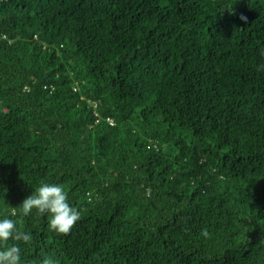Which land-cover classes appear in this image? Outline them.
<instances>
[{
  "label": "trees",
  "instance_id": "trees-1",
  "mask_svg": "<svg viewBox=\"0 0 264 264\" xmlns=\"http://www.w3.org/2000/svg\"><path fill=\"white\" fill-rule=\"evenodd\" d=\"M5 217L22 264H264V0H0Z\"/></svg>",
  "mask_w": 264,
  "mask_h": 264
},
{
  "label": "clouds",
  "instance_id": "clouds-1",
  "mask_svg": "<svg viewBox=\"0 0 264 264\" xmlns=\"http://www.w3.org/2000/svg\"><path fill=\"white\" fill-rule=\"evenodd\" d=\"M24 215H31L34 211L49 217V227L58 234H69L82 218V210L70 203L69 195L62 184L42 182L19 206ZM201 235L208 236L207 230ZM32 240L31 233H20L17 223L10 217L0 218V242L9 240ZM0 264H22L21 249L13 244L0 249ZM43 264H54L51 259Z\"/></svg>",
  "mask_w": 264,
  "mask_h": 264
},
{
  "label": "built area",
  "instance_id": "built-area-1",
  "mask_svg": "<svg viewBox=\"0 0 264 264\" xmlns=\"http://www.w3.org/2000/svg\"><path fill=\"white\" fill-rule=\"evenodd\" d=\"M72 89L74 90V91H77L78 90V87L76 86V85H74L73 87H72ZM93 106L95 107V104H93ZM95 113V116H98V114L96 113V112H94ZM109 121V123H112V121L109 119L108 120Z\"/></svg>",
  "mask_w": 264,
  "mask_h": 264
}]
</instances>
